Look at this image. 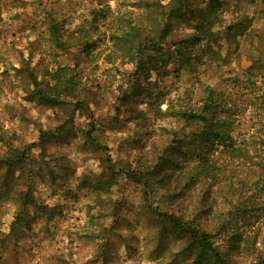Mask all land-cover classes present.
<instances>
[{"label":"rangeland","instance_id":"374dc122","mask_svg":"<svg viewBox=\"0 0 264 264\" xmlns=\"http://www.w3.org/2000/svg\"><path fill=\"white\" fill-rule=\"evenodd\" d=\"M221 1L0 0V264H206L159 212L264 260V150L238 140L264 133V0ZM208 88L238 139L204 175L177 113Z\"/></svg>","mask_w":264,"mask_h":264},{"label":"trees","instance_id":"16d2710c","mask_svg":"<svg viewBox=\"0 0 264 264\" xmlns=\"http://www.w3.org/2000/svg\"><path fill=\"white\" fill-rule=\"evenodd\" d=\"M208 7L210 10H215L221 6V0H207ZM188 4L186 0H173V6L168 10V16L179 19L187 17ZM208 19L209 16H206ZM204 16H199V18H204ZM188 18V17H187ZM204 19L202 22L195 25V34L190 39L200 40L201 38H208L212 35L210 29L206 30L204 28ZM207 94L205 98L201 99V106L196 108L190 106L187 110H183L177 113L181 119L192 123L196 128L188 141L190 146V161L193 162L192 170L196 173H202L204 175L208 174L213 166L212 163L215 161L213 159V154L216 150H233V146L236 145L238 136H234L233 133V120L230 119L228 111L222 110L220 108V102L215 96H212V89H206ZM37 91V97L42 101L54 102V99L47 94ZM243 138L238 139L243 144L248 140L251 145H255V149L263 153L264 150V133L255 130L250 134L242 133ZM258 140V142H257ZM261 144V145H260ZM218 146H221L218 148ZM237 146V145H236ZM238 152H244L240 149ZM260 167L258 170L264 169V156L260 158ZM131 178H136L137 173L127 171ZM141 180V179H140ZM159 215L163 216L166 221L171 224L175 229L182 231L186 234L187 238L192 239L195 243V248L197 249V255L203 256V260L206 264H211L212 261H216L218 264H233L227 261L218 252L216 246L212 244L211 235L209 232L203 231L199 228L192 226L188 221L184 220L181 214H172L166 212H159ZM194 246V245H193ZM255 264H264V260L258 258Z\"/></svg>","mask_w":264,"mask_h":264}]
</instances>
